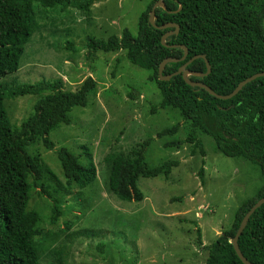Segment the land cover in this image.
<instances>
[{
	"label": "trees",
	"instance_id": "1",
	"mask_svg": "<svg viewBox=\"0 0 264 264\" xmlns=\"http://www.w3.org/2000/svg\"><path fill=\"white\" fill-rule=\"evenodd\" d=\"M94 1L0 0V264H42L44 249L71 226V221L63 220V228L44 229L41 226L43 211L30 204L35 192L52 199L49 222L56 224L63 214L60 205L69 187L85 188L96 180V164L90 149L82 146L85 160L80 159L81 153L74 154L65 146L56 150L66 176V186H63L36 151V146L43 142L49 149L54 147L50 132L70 122L69 112L74 107L87 105L97 81L87 76L75 90H64L60 79L13 85L3 81L20 66L24 46L39 24L37 9L73 7L86 13ZM155 1L140 13L136 35L124 28L120 36L112 35L105 41L90 39L88 51L122 50L131 64L149 72L147 79L156 85L159 98L153 102L148 94L142 96L147 111L152 117L163 119L164 116L175 121L157 131L158 138L175 137L164 141L161 148L174 152L185 141L191 144V155L199 151L205 157L199 136L207 134L212 137L217 151L227 156L242 155L257 164L262 184L238 205L230 225L208 245L202 244L200 228L196 229L195 243L202 246L205 264H244L230 239L250 207L264 197V75L247 82L232 97L221 99L204 88L190 86L181 74L161 80L158 68L165 57L177 58L164 67L163 74H170L193 56L203 54L211 71L202 77L189 75V78L204 82L218 94H229L240 81L264 71V0H163L165 6L155 8V24H179L178 32L165 40L169 46L161 43V36L174 27L157 28L148 20ZM180 45L188 50L184 60L180 59L184 54ZM187 69L203 73L207 70L203 58L194 59ZM133 91H136L133 87L127 89L132 99L137 98ZM27 94L38 95L39 99L33 112L15 125L7 113L5 100ZM127 109H131V105ZM180 120L188 128L185 139L174 136ZM153 139L149 132L132 146L106 153L102 161L108 169L111 195L123 201H141L145 195L138 186L140 177L168 179L179 166L180 159L176 156L155 165L146 161V149ZM203 172L204 162L199 177ZM77 195L80 196V192ZM175 200L184 199L181 195L171 198ZM89 204L90 201L83 198L77 206L84 211ZM238 245L252 264H264V203L250 215L239 235Z\"/></svg>",
	"mask_w": 264,
	"mask_h": 264
},
{
	"label": "rangeland",
	"instance_id": "2",
	"mask_svg": "<svg viewBox=\"0 0 264 264\" xmlns=\"http://www.w3.org/2000/svg\"><path fill=\"white\" fill-rule=\"evenodd\" d=\"M152 1L95 0L86 13L73 7L37 9L39 24L24 46L20 66L3 78L10 85L60 79L64 90H75L87 76L97 81L87 105L74 107L70 122L50 132L54 147L49 149L43 142L36 146L63 186L66 176L56 154L59 147L81 153L80 159L85 160L84 146L96 164V180L90 186L69 187L56 224L49 222L52 199L34 193L30 204L43 211L44 229L63 228V220L71 221L41 253L42 264H205L202 246L195 243L197 227L202 244L208 245L230 225L238 205L262 184L255 162L217 151L210 135L199 136L205 157L199 151L191 155V144L185 141L174 152L161 148L164 141L175 137L158 138L157 131L175 121L162 115L163 119L152 117L147 111L142 96L148 94L153 102L159 98L156 85L147 79L149 72L131 64L122 50L89 53L90 39L105 41L120 36L124 28L136 35L138 17ZM131 87L139 101L129 97ZM38 99L33 94L7 98L11 122L19 125L33 112ZM149 132L155 139L146 149V161L155 165L176 156L180 164L168 179L140 177L138 186L145 195L141 201L120 200L111 195L103 157L111 150L132 146ZM187 132L180 120L174 136L185 139ZM202 162L204 172L199 177ZM180 195L182 202L171 201ZM83 198L90 201L84 211L77 206Z\"/></svg>",
	"mask_w": 264,
	"mask_h": 264
},
{
	"label": "water",
	"instance_id": "3",
	"mask_svg": "<svg viewBox=\"0 0 264 264\" xmlns=\"http://www.w3.org/2000/svg\"><path fill=\"white\" fill-rule=\"evenodd\" d=\"M157 6H162L164 7V3H163V0H156L155 3L153 4L152 6V10L150 11V14H149V22L154 25L155 27L157 28H166V27H174V30H171V31H167L165 32L162 36H161V43L163 45H166V46H169L168 44L165 43V40L166 38L173 34V33H177L178 30H179V24L175 23V22H168V23H165V24H162V25H156L154 20H155V8ZM173 46H176V45H173ZM183 49H184V54L183 56L180 58L181 60H184L186 55H187V48L184 46V45H180ZM196 58H203L204 61H205V64H206V72H195V71H190L189 69H187V65L192 62L194 59ZM178 59L177 58H172V57H165L159 64V68H158V74H159V78L161 80H169L173 75H176V74H181L183 79L186 81V83H188L190 86H197V87H201V88H204L207 92H209L211 95L213 96H216L217 98H221V99H226V98H230L232 97L233 95H235L247 82L253 80L254 78L256 77H259V76H263L264 75V71L262 72H258V73H255L247 78H245L244 80L240 81L238 83V85H236V87L229 93V94H226V95H222V94H218L216 93L211 87H209L207 84H205L204 82H200V81H194V80H191L189 78V75H195V76H205L207 75L210 71H211V65L209 63V61L207 60V58L205 57V55L203 54H200V55H195L193 56L191 59H189L188 61H186L185 63H183L175 72L173 73H170V74H166L164 75L163 74V70H164V67L165 65L168 63V62H176ZM262 203H264V197L260 198L259 200H257V202H255L254 205H252L250 207V209L246 212V214L244 215V217L242 218V221L235 233V235L230 239V242L232 243L233 245V248L237 254V256L240 258V260L244 263V264H252L241 252L240 248H239V245H238V238H239V235L241 234L243 228L245 227V225L247 224L248 220H249V217L250 215L253 213V211L259 207Z\"/></svg>",
	"mask_w": 264,
	"mask_h": 264
}]
</instances>
